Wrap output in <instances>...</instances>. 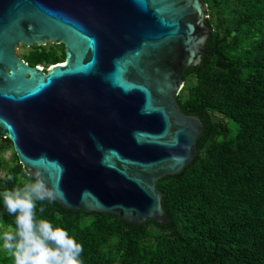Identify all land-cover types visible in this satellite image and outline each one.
<instances>
[{"label":"water","instance_id":"water-1","mask_svg":"<svg viewBox=\"0 0 264 264\" xmlns=\"http://www.w3.org/2000/svg\"><path fill=\"white\" fill-rule=\"evenodd\" d=\"M206 10L202 0H0V143L67 209L164 223L156 181L191 162L203 129L177 95L206 51ZM49 45L63 47V63L26 61Z\"/></svg>","mask_w":264,"mask_h":264},{"label":"trees","instance_id":"trees-1","mask_svg":"<svg viewBox=\"0 0 264 264\" xmlns=\"http://www.w3.org/2000/svg\"><path fill=\"white\" fill-rule=\"evenodd\" d=\"M238 1L246 13L235 22L216 6L207 9L206 51L199 65L182 73L184 82L195 78L198 103L177 100L183 112L200 117L203 129L191 162L156 181L167 221L136 226L52 199L36 202L37 219L63 228L83 246L82 264H264L263 39L250 41L246 53L238 49L249 28L264 19V0ZM26 61L42 62L33 53ZM19 166L20 177L36 179ZM8 172L0 176V193L20 187L15 170ZM0 219L15 229L2 197Z\"/></svg>","mask_w":264,"mask_h":264},{"label":"clouds","instance_id":"clouds-1","mask_svg":"<svg viewBox=\"0 0 264 264\" xmlns=\"http://www.w3.org/2000/svg\"><path fill=\"white\" fill-rule=\"evenodd\" d=\"M0 197L15 217V229L2 235L3 247L13 256L14 264H82L83 246L63 228L36 217V202L52 198L39 176L22 187L3 191Z\"/></svg>","mask_w":264,"mask_h":264},{"label":"rangeland","instance_id":"rangeland-1","mask_svg":"<svg viewBox=\"0 0 264 264\" xmlns=\"http://www.w3.org/2000/svg\"><path fill=\"white\" fill-rule=\"evenodd\" d=\"M207 9L211 7H217L227 18L228 22H235L243 19L246 13V7L244 3L238 0H204ZM207 12V10H206ZM247 32L246 38H241L238 43V49L241 53H246L250 41H257L258 38L263 39L264 45V19L260 21L258 28L251 29ZM256 29V30H255ZM237 49V50H238ZM27 54H34L35 59L46 61L50 66L56 63H63L64 54L63 47L57 45L41 46L33 49L26 50ZM59 62L52 63L51 57ZM264 61V59H263ZM196 81L195 78L190 77L189 80L183 83V86L179 90L177 96L184 102L198 103L195 99L197 98V92L195 90ZM231 128H233L231 124ZM9 169H14L17 175V181L22 187L27 181L20 177V166L17 157L14 153L12 144L0 143V176L9 175ZM14 229L10 224L5 223L0 219V264H14L13 256L4 249L2 235L5 231Z\"/></svg>","mask_w":264,"mask_h":264}]
</instances>
